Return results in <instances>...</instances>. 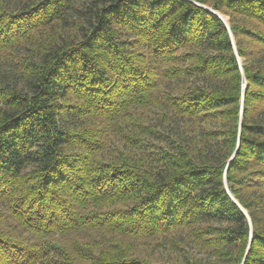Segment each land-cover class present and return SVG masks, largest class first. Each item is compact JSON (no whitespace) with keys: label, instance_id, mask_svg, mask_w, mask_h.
Wrapping results in <instances>:
<instances>
[{"label":"trees","instance_id":"1","mask_svg":"<svg viewBox=\"0 0 264 264\" xmlns=\"http://www.w3.org/2000/svg\"><path fill=\"white\" fill-rule=\"evenodd\" d=\"M0 264H264V0H0Z\"/></svg>","mask_w":264,"mask_h":264},{"label":"water","instance_id":"2","mask_svg":"<svg viewBox=\"0 0 264 264\" xmlns=\"http://www.w3.org/2000/svg\"><path fill=\"white\" fill-rule=\"evenodd\" d=\"M227 25H228V22L226 19H224V16L216 13ZM239 61L241 62V60L239 59ZM245 88V87H244ZM226 187H227V183H226ZM237 202V201H236ZM245 212V214L248 216L247 212L245 210H243Z\"/></svg>","mask_w":264,"mask_h":264},{"label":"bare ground","instance_id":"3","mask_svg":"<svg viewBox=\"0 0 264 264\" xmlns=\"http://www.w3.org/2000/svg\"><path fill=\"white\" fill-rule=\"evenodd\" d=\"M224 19H226V18L224 17Z\"/></svg>","mask_w":264,"mask_h":264},{"label":"rangeland","instance_id":"4","mask_svg":"<svg viewBox=\"0 0 264 264\" xmlns=\"http://www.w3.org/2000/svg\"><path fill=\"white\" fill-rule=\"evenodd\" d=\"M227 20V19H226Z\"/></svg>","mask_w":264,"mask_h":264}]
</instances>
